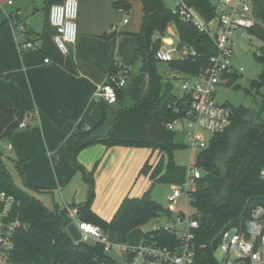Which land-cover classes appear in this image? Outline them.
I'll return each mask as SVG.
<instances>
[{"label":"trees","instance_id":"obj_1","mask_svg":"<svg viewBox=\"0 0 264 264\" xmlns=\"http://www.w3.org/2000/svg\"><path fill=\"white\" fill-rule=\"evenodd\" d=\"M186 1L210 16L208 0ZM141 2L144 11L143 25L141 31L134 36L137 39L140 70L149 73L146 95L132 107L121 109L116 114L114 127L107 136L87 139L93 129L84 130L80 126L76 133V145L61 147L70 151L75 167L83 170L84 178L90 186L87 201L76 206L78 219L99 225L106 232L113 230L119 244H127L129 234L137 227L169 212L147 192L141 197H125L110 221L102 219L91 208L94 198L93 172L86 171L78 162L79 151L97 142L107 147L122 145L159 149L167 155L166 162L161 159L154 169L146 162L141 173L150 174L153 183L184 182L187 166L177 164L174 153L186 148V145L177 139L178 133L175 130L169 129V124L184 113L182 98L175 92L174 81L179 78L171 79L163 74L158 67L161 61L156 53L162 47L163 37L170 25L175 27L180 44L187 43L197 51L195 56L188 59L167 62L171 69L184 76L199 75L215 53L211 38L183 21L162 0ZM115 5L125 9L131 7L129 0L117 1ZM255 13L260 23L250 29V32L264 39V0H256ZM14 15L17 18L18 11L10 13V17ZM112 35L114 32L105 33L102 37L109 38ZM257 58L263 68L258 78L251 82V87L260 92L264 88V50L260 55L257 54ZM119 68L114 64L110 72H117ZM129 72L132 73L130 69ZM238 76L237 71L225 74L229 79L228 83ZM124 91L125 89L118 90L119 98ZM226 105L232 111L231 123L225 130L215 133L206 148L197 152L194 163V166L202 170L197 189L190 192L191 205L199 220V228L196 230V243L200 248L199 264H215V251L224 228L229 223L249 217L256 205L264 204V179L260 176V170L264 166V94L263 103L258 108ZM23 113L0 96V139L9 137L14 132ZM62 114L66 120L69 109L64 107ZM14 163L22 175L20 161L14 160ZM44 190L47 189L27 183L19 186L0 149V192L5 191L15 196L13 216L24 224L17 228L13 237L11 256L16 264H120L105 251L100 242H75L67 231V226L72 222L68 208L56 205L52 209L47 206L36 194ZM151 235L162 244L176 243L174 234L164 228L146 232L144 237Z\"/></svg>","mask_w":264,"mask_h":264},{"label":"crops","instance_id":"obj_2","mask_svg":"<svg viewBox=\"0 0 264 264\" xmlns=\"http://www.w3.org/2000/svg\"><path fill=\"white\" fill-rule=\"evenodd\" d=\"M64 1L45 0L44 24L37 28L26 24V31L6 21L7 14H0V96L21 112L36 111L27 127H17L4 138L14 146L11 155L8 153L12 161H20L23 186L46 188L36 194L52 209L56 205L77 209L87 201L90 186L83 170L75 167L70 151L61 147L76 145L80 126L93 129L87 139L107 136L116 114L146 95L149 73L140 70L134 36L143 25L141 0H129L130 8L137 3L131 18L130 9L115 5L120 0H78V39L66 54L56 46V30L48 21L50 7ZM112 32L111 37H102ZM27 42L35 46L21 48ZM46 58L51 62L46 63ZM114 64L132 73L123 96L114 104H106L97 91L107 82ZM64 107L69 109L66 120ZM155 152L149 147H107L101 142L82 148L77 160L86 171L93 172L92 210L110 221L125 197H141L148 192L153 180L141 170L146 162L153 167ZM76 218L80 221L77 212Z\"/></svg>","mask_w":264,"mask_h":264},{"label":"built area","instance_id":"obj_3","mask_svg":"<svg viewBox=\"0 0 264 264\" xmlns=\"http://www.w3.org/2000/svg\"><path fill=\"white\" fill-rule=\"evenodd\" d=\"M209 17L196 6L186 0H177L176 13L180 18L192 24L200 33L211 38L215 53L211 55L208 66L196 76L186 75L182 79V103L184 113L169 124V129L181 132L186 140L184 144L192 150H201L209 145L211 137L225 130L231 123L232 111L226 104L216 100V91L221 84H228L225 74L233 72L235 56V31L250 30L260 23L255 8L256 0H208ZM12 4V1H8ZM18 11V10H17ZM15 11V12H17ZM78 0H65L63 3L50 7L48 21L55 28V43L58 49L66 54L71 45L78 39ZM14 26L26 31V24H20V16H7ZM128 21V18L124 20ZM176 37V39L174 38ZM180 37L173 25L167 29L163 37V45L156 56L161 62L175 59L185 60L197 54L194 47L187 43L180 44ZM34 42H27L21 48H32ZM51 62L50 58L45 59ZM130 72L128 68L120 67L117 72H109L108 80L99 86L97 95L106 104H114L119 100L118 90L126 88ZM36 111L29 110L18 119V128H25L35 118ZM207 133L210 134L207 137ZM2 139H0L1 142ZM9 155L14 146L6 144ZM202 176L201 168L187 166L186 179L177 183L169 196L167 210L164 216L165 224H158L154 229L164 228L176 237L175 244H162L154 235L144 237L138 245L121 244L120 252L126 257L128 264H199V246L196 243V230L199 220L195 211L189 212L191 205L190 192L197 189L198 180ZM264 179V166L260 170ZM184 198L185 208H181L179 200ZM0 264H16L12 259L14 234L18 227L24 226L21 220L13 216L16 198L5 191L0 192ZM77 209L68 207V214L77 223L82 232V241L104 245L105 251L113 249L107 234L99 225L78 221ZM217 252H220L219 256ZM215 264H264V204L256 205L249 217L229 223L222 233L215 251ZM75 264H97L94 262ZM211 264V263H207Z\"/></svg>","mask_w":264,"mask_h":264},{"label":"rangeland","instance_id":"obj_4","mask_svg":"<svg viewBox=\"0 0 264 264\" xmlns=\"http://www.w3.org/2000/svg\"><path fill=\"white\" fill-rule=\"evenodd\" d=\"M8 1L9 0H0V14L9 15L11 12H15L18 10L21 20L20 24H27L28 26L31 25V27L34 28L41 27L44 24V16L46 13L45 0H11L12 4H9ZM162 1L167 8H169L173 12H176L177 0ZM135 2L138 1L135 0ZM135 6L137 10V3L136 5H133L132 8H130V18L133 16ZM174 38L176 39V37ZM233 39L235 48V56L232 62L233 72L237 71L239 76L236 80L228 84H221L217 88L216 100L221 104L258 108L263 103L264 88H261L260 92H258L256 89H253L251 87V82L254 79L258 78L263 68V64L258 60L257 54L260 55L264 50V39L250 32V30L245 29H239L235 31ZM158 67L166 77L173 79L172 76H176L177 78H179L174 81L175 92L178 94L182 93V79L184 78V75L171 69L168 64L164 62H159ZM177 133V139L182 142H185L186 138L184 134H182L181 132ZM206 135L207 137L210 136L209 133H207ZM6 144V139H2L0 142V149L3 151L6 157L7 165L13 175L15 182L22 187L23 183L20 177V173L15 163L12 161V157H8L9 155L6 149ZM198 151V149L192 150L188 147L176 150L175 161L179 165H194V163L196 162V154ZM163 153L160 152L159 149H156L152 160V164L155 161L152 169L157 166L161 159L166 162L167 155ZM177 187V183H173L170 181H157L156 183L151 184L148 192H150L152 197L157 200L161 205H163L164 208H167L169 204V196L172 191ZM39 198L41 200L43 199L42 197ZM184 201V198H181L179 200L178 205L181 208H183V206L185 208ZM44 202L49 206V203L46 200H44ZM187 209L189 210V212L194 211L192 205L189 204L187 205ZM166 221L167 219L164 216H160L159 218L140 226L129 235L128 243H135V245L140 244L143 240L142 237L146 232L153 230L158 224H165ZM104 232L107 234L109 240L113 242L114 245L113 249L109 251V254L120 264H126V257L119 251L121 244L117 243L112 230ZM219 254L220 252H217L218 256Z\"/></svg>","mask_w":264,"mask_h":264},{"label":"water","instance_id":"obj_5","mask_svg":"<svg viewBox=\"0 0 264 264\" xmlns=\"http://www.w3.org/2000/svg\"><path fill=\"white\" fill-rule=\"evenodd\" d=\"M114 127V125L112 126V128ZM67 231L69 232V234L71 235V237L74 239L75 242H80L82 241V232L80 230V228L78 227L76 222H71L68 226H67Z\"/></svg>","mask_w":264,"mask_h":264}]
</instances>
